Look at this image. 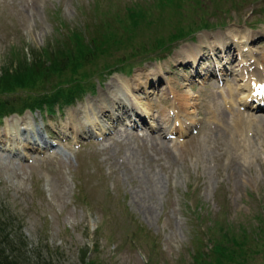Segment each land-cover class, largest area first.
Masks as SVG:
<instances>
[{"label": "rangeland", "instance_id": "1", "mask_svg": "<svg viewBox=\"0 0 264 264\" xmlns=\"http://www.w3.org/2000/svg\"><path fill=\"white\" fill-rule=\"evenodd\" d=\"M202 1L203 17L217 28L177 41L162 58L135 63L129 56L137 53L140 60V53L127 44L130 21L140 25L136 46L145 34L171 39L174 22L157 24L174 18L163 1L0 0V73L23 55L45 60L66 53L63 41L69 44L90 24L109 22L126 38L116 54L57 79L77 78L88 87L73 104L56 105L50 115L0 120V220L8 217L9 231L27 244L29 262L87 264L91 255L96 264H148L150 258L153 264H194L200 251L207 264H264V232L252 233L264 228V112L243 108L254 95L247 99L246 84L264 81V0ZM130 9L144 20L129 18ZM116 55L127 62L106 69ZM42 88L23 97L61 89ZM119 89L126 94L122 101L115 96ZM7 94L14 96L0 92V101ZM124 100L136 121L124 116ZM119 114L120 121L111 119ZM179 114L186 131L176 123ZM141 115L148 116L146 125ZM82 124L90 132L81 133ZM227 232L251 237L245 256L212 249L210 239L223 246Z\"/></svg>", "mask_w": 264, "mask_h": 264}, {"label": "trees", "instance_id": "2", "mask_svg": "<svg viewBox=\"0 0 264 264\" xmlns=\"http://www.w3.org/2000/svg\"><path fill=\"white\" fill-rule=\"evenodd\" d=\"M166 4V8L172 13L174 18L172 19H159L157 24H164L165 21L168 23L174 22L176 27L171 31L170 40L164 41H153L149 40L145 34V39L139 44H134V31L139 28L140 25L133 26L131 21L130 25L126 30L127 37L132 39L127 44L131 48L139 52L140 60H137V53H133L129 56V60L135 63H142L143 61H152L155 58H162L169 53L174 47L177 41L190 37L194 39L196 34L200 31L210 30L217 28L212 18H204L203 12L207 8L206 3L202 0H160ZM228 3H233L231 0ZM187 10H190L187 12ZM220 11L219 6L216 11ZM224 10V9H223ZM221 10V11H223ZM228 11V10H224ZM178 17V18H177ZM129 18L136 22L144 20V17L140 15L136 10L130 9ZM217 21V20H216ZM96 22V21H95ZM82 25L81 23L78 25ZM85 27V25H83ZM223 26V23L219 26ZM88 30H93V33ZM124 31V29L122 30ZM74 38L68 44V40L63 43L66 44L67 52L58 53L53 58L41 59L36 54H32L31 60L25 59L23 55L19 62L10 61L4 71L0 73V92L1 93H13V97H9L11 94H7L6 99L0 101V120L3 116L8 115H22L26 111L32 113L39 112L40 114L50 115L56 112L55 106L60 108L63 105H71L75 99L80 98V95L88 88L85 87L80 80L77 78H71L66 83L58 82L59 77L68 78L73 76L78 71L77 68H86L88 65L96 60H100L106 57L108 54H113L116 50L115 47L119 46L118 43L124 44L126 41L125 36H121L122 33L117 30L116 27L110 25L109 22L103 24L96 23L90 24L83 30L77 29L76 33H73ZM87 49V51L85 50ZM118 51V50H116ZM115 51V54L117 53ZM126 57V56H125ZM107 67L110 71L120 70L121 65L127 61L122 59L119 55L106 60ZM100 68V66L98 67ZM61 75H59V74ZM44 87L41 90L48 91L52 89L61 88L63 85H73L70 88H61L57 93L47 95L43 97H23V92H35L34 87ZM51 86V87H50ZM40 92V91H39ZM38 92V93H39ZM43 94V93H41ZM45 106V108H44ZM1 219V216H0ZM6 217L5 223L0 220V264H55L50 260H36L29 262L27 244L20 243L16 233L9 231L10 223L7 222ZM12 228L14 226H11ZM144 231V229H142ZM264 232L263 226H255L252 231L253 235L259 237ZM149 233L146 234L148 238ZM209 235V233H208ZM139 237V236H138ZM135 237L134 240H139ZM255 238V237H254ZM232 239V242H231ZM216 238L212 237L210 243H213L215 250L222 249L227 251L224 256H234L237 252L245 256L246 248L252 243L251 237H247L244 233L243 238L238 239L234 236L227 235L223 240V246H218L215 243ZM135 242V241H134ZM232 253V254H230ZM34 259L33 257H31ZM86 255H82L83 262L86 261ZM192 259L194 264H207L206 260L201 256V252H196ZM31 261V260H30ZM87 264H96L94 257L89 256ZM148 264H153L150 262Z\"/></svg>", "mask_w": 264, "mask_h": 264}, {"label": "bare ground", "instance_id": "3", "mask_svg": "<svg viewBox=\"0 0 264 264\" xmlns=\"http://www.w3.org/2000/svg\"><path fill=\"white\" fill-rule=\"evenodd\" d=\"M237 36V35H236ZM245 36H249V35H247V34H245ZM246 39V38H245ZM242 40V39H241ZM246 45V44H245ZM249 48V47H248ZM247 50V49H246ZM241 52V51H240ZM243 54H245V53H243ZM244 61V60H243ZM242 62V61H241ZM240 65V64H239ZM246 64H241V67H243V66H245ZM244 68V67H243ZM248 68H250V67H248ZM263 71V70H262ZM260 80V79H259ZM251 83H252V80L250 81V82H248L247 84H246V86H245V88L247 89V91H248V94H247V99L248 98H250L251 97V92H252V90H249V88H250V86H251ZM112 85V84H111ZM124 85H126V84H124ZM141 85H143L142 83H140V84H137V86L138 87H140ZM113 86V85H112ZM124 88H125V90H127L128 89V92L129 93H131L132 92V90L134 89L133 88V84H130V83H127V85L126 86H124ZM201 93V92H200ZM132 94V93H131ZM115 96H117L116 98H117V100H123V96H126V94H125V92H124V89H119V90H116V95ZM183 96V95H182ZM186 96V95H185ZM185 96H184V98H185ZM201 96H204L205 97V95H201ZM216 96H218V95H216ZM207 97V96H206ZM173 98H175L174 97V95H173ZM188 98V97H187ZM201 98V97H200ZM180 101V100H179ZM217 101H219V100H217ZM102 102L103 103H105V104H107L108 103V101H107V97L106 96H103V98H102ZM235 102V101H234ZM247 103V102H246ZM174 104V103H173ZM178 104V103H177ZM176 104V105H177ZM237 105V104H236ZM243 105H245V103L243 102ZM123 106H124V109H126L125 110V113H124V116L126 115V117H129V118H131V116H132V114H133V111L130 109V107H129V105L126 103V101L124 100V103H123ZM220 106V105H219ZM219 106H217V108H219ZM230 107V106H229ZM151 108V107H150ZM179 108V107H178ZM181 109V108H180ZM187 109V108H186ZM112 110V109H111ZM111 110H109L108 109V111H111ZM221 111V110H220ZM160 112V111H159ZM136 113V112H135ZM134 113V114H135ZM152 113V112H151ZM213 113V112H212ZM138 113H136V115H137ZM148 114V113H147ZM238 114V113H237ZM156 115V114H155ZM162 115H164V114H162ZM159 116H160V114H159ZM123 117V116H122ZM122 117L120 118V117H116V116H114V115H112L111 116V119L113 120V121H117V120H119L120 121V119H122ZM138 117V116H137ZM148 117V116H147ZM153 117V116H152ZM156 117V116H155ZM162 118V117H161ZM189 118H190V116H189ZM214 118V117H213ZM233 118V117H232ZM238 118L240 119V117H239V115H238ZM153 119V118H152ZM160 119V118H159ZM176 119V118H175ZM183 119H185V117L182 115V114H179V117L176 119V123L177 122H180V125L182 126V127H184L185 128V131L187 130V128H188V125H187V122H182V120ZM242 119H243V117H242ZM241 119V120H242ZM141 120H143V118H141ZM162 120V119H161ZM160 120V121H161ZM232 120V119H231ZM238 120V119H237ZM236 120V121H237ZM163 121V120H162ZM221 121V120H220ZM235 121V122H236ZM132 122H133V119H132ZM158 123H160L159 121H157ZM194 122V121H193ZM231 122V121H230ZM234 123V122H233ZM236 123H238V122H236ZM143 124V123H142ZM221 124V123H220ZM249 124H252V123H249ZM136 125H137V123H136ZM172 125V124H171ZM213 125V124H212ZM238 125H240V124H238ZM148 126V125H147ZM217 126V125H216ZM237 126V125H236ZM243 126V125H242ZM241 126V127H242ZM116 127V126H115ZM215 127V126H214ZM225 127V126H224ZM240 127V128H241ZM249 127V126H248ZM104 129H106L105 127H103ZM170 128V127H169ZM219 128V127H218ZM221 128V127H220ZM219 128V129H220ZM231 128V127H230ZM160 129V128H159ZM227 129H229V128H227ZM238 129H239V127H238ZM252 129V128H251ZM163 130V129H162ZM126 131V130H125ZM83 132H90L89 131V129H88V126L87 125H85V124H82V131H81V133H83ZM111 132V131H110ZM124 132V131H123ZM174 132V131H173ZM120 133V132H119ZM118 133V134H119ZM168 134V133H167ZM235 134V133H234ZM116 135V134H115ZM232 135V134H231ZM241 137H242V135H240ZM246 137V136H245ZM235 142V141H234ZM233 142V143H234ZM239 142V141H238ZM236 143V142H235ZM240 143V142H239ZM233 145V144H232ZM238 145V144H237ZM242 145V144H241ZM38 148V147H37Z\"/></svg>", "mask_w": 264, "mask_h": 264}]
</instances>
